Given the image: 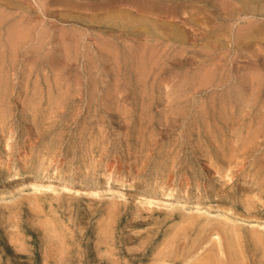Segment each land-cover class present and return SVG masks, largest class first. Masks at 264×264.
Listing matches in <instances>:
<instances>
[{"label": "rangeland", "instance_id": "rangeland-1", "mask_svg": "<svg viewBox=\"0 0 264 264\" xmlns=\"http://www.w3.org/2000/svg\"><path fill=\"white\" fill-rule=\"evenodd\" d=\"M0 264H264V0H0Z\"/></svg>", "mask_w": 264, "mask_h": 264}, {"label": "bare ground", "instance_id": "bare-ground-1", "mask_svg": "<svg viewBox=\"0 0 264 264\" xmlns=\"http://www.w3.org/2000/svg\"><path fill=\"white\" fill-rule=\"evenodd\" d=\"M18 177H21L18 175ZM42 184H46L48 187H62V188H70V190H79L80 187H90V186H100L108 189H112L113 193L118 195L121 194L120 191H132L135 192L136 195H140L141 197H147L150 203H161V202H185V203H203L210 201L212 199L211 195L208 193H188V192H179L174 188H165L164 190L149 194V192L142 189H135L133 185L124 186L119 182L106 183L100 182L97 180H93L89 183L86 182H74L71 183L67 180L61 178H50V177H37L31 181V189L38 190ZM78 188V189H77ZM115 188V189H113Z\"/></svg>", "mask_w": 264, "mask_h": 264}]
</instances>
